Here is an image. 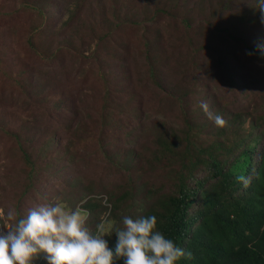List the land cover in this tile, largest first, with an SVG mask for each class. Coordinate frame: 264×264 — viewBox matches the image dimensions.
Listing matches in <instances>:
<instances>
[{
    "label": "rangeland",
    "instance_id": "obj_1",
    "mask_svg": "<svg viewBox=\"0 0 264 264\" xmlns=\"http://www.w3.org/2000/svg\"><path fill=\"white\" fill-rule=\"evenodd\" d=\"M256 7V0H0V232L9 212L26 216L57 202L74 210L88 198L106 210L89 215L87 226L115 231L125 212L141 217L173 190L167 154L154 149L161 135L182 137L191 120L200 143L245 137L264 113V61L237 41L254 48L264 40V24L247 21ZM217 22L233 39L212 30ZM202 102L226 125L196 110ZM224 127L226 138L218 135ZM104 196L130 204L111 218ZM43 258L48 264L43 253L34 264Z\"/></svg>",
    "mask_w": 264,
    "mask_h": 264
},
{
    "label": "trees",
    "instance_id": "obj_2",
    "mask_svg": "<svg viewBox=\"0 0 264 264\" xmlns=\"http://www.w3.org/2000/svg\"><path fill=\"white\" fill-rule=\"evenodd\" d=\"M260 16L256 7V14L247 21L260 22ZM242 21L243 18H239V23ZM227 26L226 22L221 26L217 22L212 30L225 32L233 39L234 35L229 32L231 28ZM206 37L201 43L204 48L209 47ZM237 41L245 50L254 51L242 38ZM204 42L207 44L203 46ZM29 47L32 48V44ZM256 56L264 61L259 54ZM229 82L232 83L230 79ZM198 109L204 112L202 107ZM183 125L186 131L182 137L172 134L167 139L161 135L154 143V149L167 154L173 190L158 201L154 211L141 217L155 215L156 230L191 252L190 259L182 258L176 264H264V113L260 112L250 121L245 137L235 138L230 145L197 142L191 134L194 130L191 120H184ZM224 133L225 127L218 135L226 138ZM22 155L33 171L29 157L25 153ZM241 177L247 186L239 179ZM113 199V202L109 201L111 218L122 205L129 203L118 197ZM78 201L82 202V199ZM81 207L87 216L95 212L97 218L106 210L94 198H88ZM126 215H129L128 211L124 213ZM89 222L87 219L86 224ZM96 224L90 229L95 231ZM121 224L120 220L114 227ZM105 239L109 247L114 248L115 231L112 230ZM38 264H46L44 258ZM116 264H123V259Z\"/></svg>",
    "mask_w": 264,
    "mask_h": 264
},
{
    "label": "clouds",
    "instance_id": "obj_3",
    "mask_svg": "<svg viewBox=\"0 0 264 264\" xmlns=\"http://www.w3.org/2000/svg\"><path fill=\"white\" fill-rule=\"evenodd\" d=\"M256 4L264 24V0H256ZM246 54L264 58V40L257 41L254 51ZM201 107L217 126L226 125L227 121L213 114L206 102ZM239 179L247 186L243 177ZM103 203L111 207L106 196ZM87 219L81 207L73 210L60 202L34 206L26 216L9 212L6 231L0 232V264H34L41 253L46 254L48 264H116L120 259L123 264H176L182 258H191V252L156 230L155 215L124 216L123 227L115 228L114 248L105 239L112 229L101 222L93 231Z\"/></svg>",
    "mask_w": 264,
    "mask_h": 264
}]
</instances>
